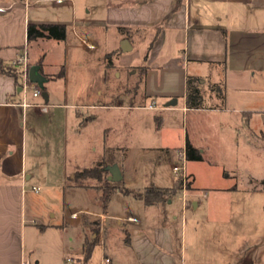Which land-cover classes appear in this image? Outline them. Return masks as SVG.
<instances>
[{
	"label": "crops",
	"instance_id": "crops-1",
	"mask_svg": "<svg viewBox=\"0 0 264 264\" xmlns=\"http://www.w3.org/2000/svg\"><path fill=\"white\" fill-rule=\"evenodd\" d=\"M0 8V61L13 69L12 73L0 69V264H93L97 245L102 252L98 264H118V252L107 241L105 216L122 229L132 264H264V232L256 228L263 217L256 218L248 204L264 194V175H249L231 186H211L215 195H202L190 166L203 161L186 160V190L182 185L164 203L148 205L123 192L122 206L127 208L133 196L134 209L103 215L95 209L66 206L57 212L52 200L46 201L47 190L61 189L63 181L68 182V144L72 137L75 143L82 140L96 119L94 110L147 111L152 113L150 126L155 121L161 132L166 121L172 133H177L181 115L180 144L141 143L167 162L172 173L176 160L181 162L176 153L186 151L187 142L203 158L209 142L215 136L224 139L225 134H242L264 148V0H0ZM30 25L61 26L66 37L28 41ZM120 28L127 31L122 33ZM124 39L131 44L130 57L122 49ZM44 41L64 48V63L54 71L46 69L45 54L31 55V45ZM111 41L115 47H106ZM140 45L143 49L138 50ZM25 52L30 68L38 66L46 80L42 87L37 84L40 97L27 96L29 107L22 105L23 66L14 65ZM95 55L107 93L109 69L142 70L140 89L135 85L141 91V105L84 101V94L94 92L89 61ZM135 59L142 65L133 64ZM71 61L76 63L77 75L71 74ZM188 78L196 79L204 94L200 108L187 104ZM57 83L60 91L55 90ZM206 83L209 95L203 92ZM222 89L226 106L219 107L215 92ZM174 98L176 106L166 107ZM206 114L216 117L207 123L210 139L199 133L201 120L208 122ZM226 114L232 116H222ZM190 117L196 119L194 131H190ZM129 126L125 125L126 133ZM129 135L122 142L125 158L131 151ZM117 144L112 148L119 149ZM112 166L119 168L122 184L129 185L132 178L125 164L120 168L108 163L106 180L110 181ZM85 168L77 166L73 177ZM173 177L170 183L169 179L161 184L153 181L142 189L174 188L181 181L174 173ZM79 213L103 217L100 232L94 231L92 220L81 222ZM90 244L93 249L87 256Z\"/></svg>",
	"mask_w": 264,
	"mask_h": 264
},
{
	"label": "rangeland",
	"instance_id": "rangeland-1",
	"mask_svg": "<svg viewBox=\"0 0 264 264\" xmlns=\"http://www.w3.org/2000/svg\"><path fill=\"white\" fill-rule=\"evenodd\" d=\"M127 31V30H125ZM124 31V32H125ZM129 34V32H128ZM122 40L121 46L124 48V41ZM106 47H115L111 41L110 45ZM31 55L38 57L39 55H46L45 67L49 71L57 69L60 63H64V48L60 47L55 42L44 41L39 45H31ZM143 49L140 45L137 49ZM130 51H125L128 54ZM130 57L131 54L126 55ZM111 60H114V56L111 55ZM75 61L70 62L71 74L77 75L79 70L75 66ZM133 64L142 65V61L133 60ZM89 66L93 70L94 82L92 87L93 93L84 94V101L89 102H102L107 101L111 103L130 104V105H141L142 100L140 99L141 91L140 84L143 79L142 70L140 68L135 69H118L111 68L108 71L110 93L106 92V86L102 84L103 69L99 66L98 56L95 55L92 61H89ZM119 72V76L116 73ZM22 78H20V82ZM203 79L200 80L203 83ZM135 85L139 87L136 88ZM55 90L60 91L62 88L60 83H57ZM204 87L203 92L207 95L211 93L209 85L202 84ZM98 90L101 92L98 93ZM214 91V90H213ZM215 92V91H214ZM57 96H62L57 92ZM218 101L216 105L219 107L226 106L224 102V89L217 90ZM76 95V94H72ZM204 95V94H203ZM211 104L210 101H206ZM230 106V105H229ZM93 115L96 116L94 122L90 125L89 129L82 140L75 143V139L72 137L68 146V170L67 177L68 182L63 181L62 188H53V190L46 191V201L48 203L49 198L52 200L51 204L54 206V211L58 212L59 209L63 211V208L68 207L69 209H95L101 211L103 215H111L112 213H122L123 210L128 209L132 211L134 208L132 204H136L134 197L128 198V205L122 206L123 192L133 193L143 192V187L150 185L151 182L161 184L169 179V183L173 180V173L170 171V165L163 161L161 157H158L157 153L152 150H145L142 148L141 143H146L149 146L167 145V144H180L182 136V116L179 115L177 133H172L168 127L166 121L164 122V128L162 131L156 130L155 121H152L150 126L149 120L151 118L150 112L147 111H127V110H94ZM154 114V113H153ZM161 114V113H159ZM208 116V122L202 121V126L199 128L200 135H203V139H210L207 133L209 124L212 121H216V117ZM232 116V115H222ZM203 117V116H201ZM195 118V117H194ZM210 119V120H209ZM196 119L190 117L189 127L190 131H194V123ZM125 125H130L125 130ZM155 125V126H154ZM193 127V128H192ZM201 129H204L202 131ZM210 129V128H209ZM126 134H130L128 137V146L131 148L129 155L125 158L122 154V142ZM211 137V136H210ZM210 141V140H209ZM115 143H118L119 149L112 148ZM210 148L206 150L204 160L201 163L192 162L190 168L196 176V187H199L201 194L206 193L211 196L215 195L216 187H226L235 185L236 183H242L249 175L257 176L264 175V148L259 143L246 140V138L240 134L237 136H229L225 134L224 139L215 136L213 140L209 142ZM91 146L94 148H91ZM178 158L183 161L180 152L176 153ZM181 162L176 160L175 166H180ZM109 164L117 165L122 168L125 164L127 174L132 178L129 181V185L125 186L120 182H113L106 180V173L102 175V180L99 181L97 178H84L80 183L73 180L74 169L78 166L79 168L85 167H98L104 170ZM106 164L105 167H103ZM102 166V167H100ZM65 171V170H64ZM132 182V183H131ZM189 178L187 180L188 186ZM180 184V182H178ZM182 185V184H181ZM210 187V188H209ZM138 188L142 190H138ZM49 191L51 194L49 195ZM45 193V191H44ZM180 193L178 192L175 198V205L179 199ZM236 198H247L246 195H238ZM50 202V201H49ZM130 202H133L132 204ZM249 207L253 209L254 215L258 218V215L263 217L256 223V228L259 233H263L264 229V194L256 195L254 200H249ZM176 212L179 215V222L181 220V209L179 207ZM63 214V213H62ZM190 214V212H189ZM86 213H79L78 217L81 222H85V219H90L94 223V231L98 234L100 232V221L103 217L101 216H89L86 218ZM104 218L106 220H104ZM106 228V237L108 244L115 246L117 254L119 255L118 264H132L134 260L130 258L127 253V248L122 238V229L116 224L115 221L104 217ZM80 232L85 230L80 229ZM84 235V234H83ZM102 256L101 246L97 245L93 254V260L91 263L98 264ZM264 263V261H263Z\"/></svg>",
	"mask_w": 264,
	"mask_h": 264
},
{
	"label": "trees",
	"instance_id": "trees-1",
	"mask_svg": "<svg viewBox=\"0 0 264 264\" xmlns=\"http://www.w3.org/2000/svg\"><path fill=\"white\" fill-rule=\"evenodd\" d=\"M122 33L125 31L124 28H120ZM66 31L65 28L57 25H42L28 27V41H32L38 38H55L65 39ZM0 69L4 73H12L13 69H6L0 61ZM187 104L190 108H200L203 104L204 98L202 91L196 79L188 78L187 80ZM203 155L194 148L189 142L186 144V160L189 161H203ZM105 173L104 170H100L99 167L85 168L82 171H77L74 174L73 180L81 182L84 178H97L101 181L102 175ZM264 188V181L262 182ZM181 183H177L174 188L162 189L155 186L145 188L143 192L133 193L135 198L143 200L146 204H157L168 201L179 189H181ZM126 193V192H125ZM130 194V192H127ZM126 193V194H127ZM93 245L90 244L86 249L87 256L91 255Z\"/></svg>",
	"mask_w": 264,
	"mask_h": 264
},
{
	"label": "built area",
	"instance_id": "built-area-1",
	"mask_svg": "<svg viewBox=\"0 0 264 264\" xmlns=\"http://www.w3.org/2000/svg\"><path fill=\"white\" fill-rule=\"evenodd\" d=\"M0 11H2V8H0ZM20 64L23 66V80L21 84V90L24 94V101L22 105L24 107H29L31 106L26 98L29 94H31L32 97L38 98L42 95V91L39 88V86L36 83H33L29 79V70H30V63H29V58L27 52H25L20 58H18L16 61H14V65ZM150 108H154V106H150ZM180 155L183 158V161L180 166H175L173 167L172 171L173 173L177 176V178L181 181L183 185V190H186L187 187V180H188V175H187V170H186V151L183 150L180 152ZM34 191H39V188H34ZM76 214H72V217H75ZM109 260L106 259V262ZM69 262H71L69 260Z\"/></svg>",
	"mask_w": 264,
	"mask_h": 264
},
{
	"label": "water",
	"instance_id": "water-1",
	"mask_svg": "<svg viewBox=\"0 0 264 264\" xmlns=\"http://www.w3.org/2000/svg\"><path fill=\"white\" fill-rule=\"evenodd\" d=\"M123 44L125 46L124 48L122 47L124 51L131 50V44L128 40H125ZM29 79L31 82L38 84L40 87H42L44 82L46 81L45 78L40 74L38 66H32L30 68ZM43 96L47 97L45 93L43 94ZM176 104H177V99L174 98L166 104V107L176 106ZM109 171L111 173V176L109 178L110 181L120 182L122 180V175L118 167L116 166L109 167Z\"/></svg>",
	"mask_w": 264,
	"mask_h": 264
}]
</instances>
